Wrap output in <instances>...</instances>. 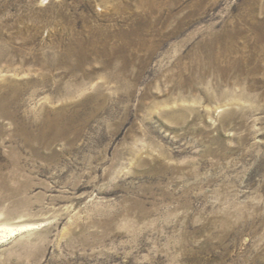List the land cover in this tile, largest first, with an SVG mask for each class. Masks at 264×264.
<instances>
[{
    "label": "rangeland",
    "instance_id": "1",
    "mask_svg": "<svg viewBox=\"0 0 264 264\" xmlns=\"http://www.w3.org/2000/svg\"><path fill=\"white\" fill-rule=\"evenodd\" d=\"M263 12L0 0V264H264Z\"/></svg>",
    "mask_w": 264,
    "mask_h": 264
},
{
    "label": "bare ground",
    "instance_id": "2",
    "mask_svg": "<svg viewBox=\"0 0 264 264\" xmlns=\"http://www.w3.org/2000/svg\"><path fill=\"white\" fill-rule=\"evenodd\" d=\"M260 15L256 22L228 25L215 35L213 40L211 39L212 48L210 50L214 52L216 59L229 60L232 55H241L247 63L251 57H257L258 67L264 70V12ZM14 231V229L7 231L2 229L0 238L13 234Z\"/></svg>",
    "mask_w": 264,
    "mask_h": 264
}]
</instances>
